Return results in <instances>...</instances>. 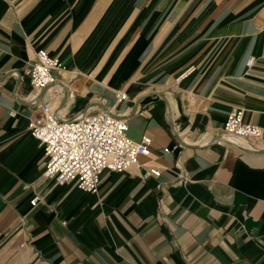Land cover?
Here are the masks:
<instances>
[{"label":"crops","instance_id":"1","mask_svg":"<svg viewBox=\"0 0 264 264\" xmlns=\"http://www.w3.org/2000/svg\"><path fill=\"white\" fill-rule=\"evenodd\" d=\"M41 48L63 67L36 89ZM45 104L110 110L150 151L55 185L29 128ZM237 107L264 130V0H0V264H264V133L226 134Z\"/></svg>","mask_w":264,"mask_h":264},{"label":"built area","instance_id":"2","mask_svg":"<svg viewBox=\"0 0 264 264\" xmlns=\"http://www.w3.org/2000/svg\"><path fill=\"white\" fill-rule=\"evenodd\" d=\"M255 57L247 60L252 65ZM63 67L57 56L44 48L38 49L32 66L28 70L31 83L36 89H42L56 80L55 71ZM127 97L125 90H117V101ZM245 109L234 108L228 115L224 131L226 134L247 137H261L263 128L258 124L246 122ZM29 128L44 147L46 166L44 178L55 185L75 182L85 190L97 189L104 170L124 171L138 162L141 155L150 151L152 138L145 134L140 140L127 135V120L118 118L111 111H98L84 114L68 120L60 118L48 104L43 112L30 121ZM160 176L161 169L152 167L143 174ZM42 200L35 194L30 200L36 206Z\"/></svg>","mask_w":264,"mask_h":264},{"label":"water","instance_id":"3","mask_svg":"<svg viewBox=\"0 0 264 264\" xmlns=\"http://www.w3.org/2000/svg\"><path fill=\"white\" fill-rule=\"evenodd\" d=\"M106 111V110H105ZM107 111H109V110H107Z\"/></svg>","mask_w":264,"mask_h":264}]
</instances>
